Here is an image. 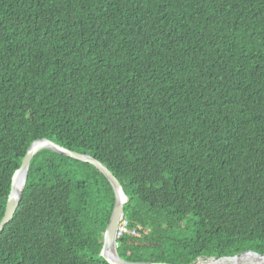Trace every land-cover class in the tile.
<instances>
[{"label":"trees","instance_id":"1","mask_svg":"<svg viewBox=\"0 0 264 264\" xmlns=\"http://www.w3.org/2000/svg\"><path fill=\"white\" fill-rule=\"evenodd\" d=\"M41 139L119 181L140 228L122 260L264 255V0H0V220ZM114 202L94 167L38 151L0 264H107Z\"/></svg>","mask_w":264,"mask_h":264},{"label":"water","instance_id":"2","mask_svg":"<svg viewBox=\"0 0 264 264\" xmlns=\"http://www.w3.org/2000/svg\"><path fill=\"white\" fill-rule=\"evenodd\" d=\"M42 149H47L73 160L89 164L90 166L94 167L109 183L114 194L115 202L109 221L104 229L103 242L99 251L100 258H102L107 264H168L161 262L133 263L126 262L119 257L116 250V230L123 219V207L128 202V197L124 194L119 181L103 164L93 159L91 156L69 151L47 139H41L31 143L21 160L19 167L13 172L10 181L9 193L5 203L4 214L0 220V233L2 232L4 226L11 221L13 214L19 204L22 192L25 187L28 167L31 159L38 151ZM243 256L262 258L261 264L264 263V255H260L255 252H247L243 254H237L233 257H198L191 264H196L198 262H208L212 260H232L234 264H237ZM247 259L251 260L250 264H256L254 259L246 258V260Z\"/></svg>","mask_w":264,"mask_h":264},{"label":"built area","instance_id":"3","mask_svg":"<svg viewBox=\"0 0 264 264\" xmlns=\"http://www.w3.org/2000/svg\"><path fill=\"white\" fill-rule=\"evenodd\" d=\"M139 235H140V228L131 229L128 227L127 223L124 220L120 222L116 230V239H119L124 236L138 237Z\"/></svg>","mask_w":264,"mask_h":264},{"label":"bare ground","instance_id":"4","mask_svg":"<svg viewBox=\"0 0 264 264\" xmlns=\"http://www.w3.org/2000/svg\"><path fill=\"white\" fill-rule=\"evenodd\" d=\"M123 220V219H122ZM246 258H251L254 259V261L256 262V264H261L262 258H256L254 256H243L237 264H247V262L242 263L243 260H246ZM233 261H225V260H212V261H208V262H198L196 264H232ZM234 264V263H233ZM264 264V263H263Z\"/></svg>","mask_w":264,"mask_h":264},{"label":"rangeland","instance_id":"5","mask_svg":"<svg viewBox=\"0 0 264 264\" xmlns=\"http://www.w3.org/2000/svg\"><path fill=\"white\" fill-rule=\"evenodd\" d=\"M247 260H248L247 264H250V261H251V260H250V259H247Z\"/></svg>","mask_w":264,"mask_h":264},{"label":"clouds","instance_id":"6","mask_svg":"<svg viewBox=\"0 0 264 264\" xmlns=\"http://www.w3.org/2000/svg\"><path fill=\"white\" fill-rule=\"evenodd\" d=\"M118 240V239H117Z\"/></svg>","mask_w":264,"mask_h":264}]
</instances>
